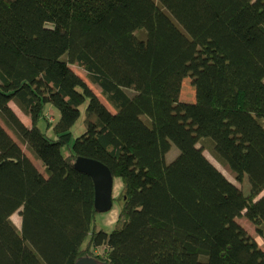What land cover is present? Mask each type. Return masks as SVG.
Returning a JSON list of instances; mask_svg holds the SVG:
<instances>
[{
  "label": "trees",
  "instance_id": "trees-1",
  "mask_svg": "<svg viewBox=\"0 0 264 264\" xmlns=\"http://www.w3.org/2000/svg\"><path fill=\"white\" fill-rule=\"evenodd\" d=\"M153 1L176 30L148 0H0V119L23 143L8 100L45 123L27 148L48 176L0 147V264H75L100 246L98 263L264 264V0ZM205 40L228 60L211 61ZM78 157L121 182L118 224L87 242L97 213Z\"/></svg>",
  "mask_w": 264,
  "mask_h": 264
},
{
  "label": "rangeland",
  "instance_id": "rangeland-1",
  "mask_svg": "<svg viewBox=\"0 0 264 264\" xmlns=\"http://www.w3.org/2000/svg\"><path fill=\"white\" fill-rule=\"evenodd\" d=\"M150 6L153 8V10L155 11V13L169 26V28L176 30V26L170 21V18L167 16V13H164L159 6H157L156 2L153 0H148ZM200 47L203 48V52H205L206 54L211 56V61L215 62V63H222L224 61H227V57L220 53L218 46L215 44V42L211 41V40H205L204 42H202L200 44ZM67 59L66 56L63 57V59ZM68 68H71L72 71L74 72V74L80 78L81 80H83L90 88L91 90L96 94L93 95V97H97L99 102L101 104H103L106 109H108L109 111L113 112V109H111L110 105L106 103V101L95 92L96 88L92 85H90L88 83L87 78V74L85 72V70L81 67H78L74 62L72 63H68ZM195 96H196V92L194 90V88L191 86L190 84V80L185 79L184 84H183V88L181 91V100H185L186 103L191 104L195 101ZM180 100V101H181ZM182 102V101H181ZM9 112V119L13 122L14 127L17 129V132H19V134L25 139V143H23L18 137H16L13 133H11L9 131V129L4 126V124L2 123L1 119H0V131L3 133L1 140H0V147L3 146L6 149H8L10 152L13 153H20V156L25 160V162L23 163V167L26 166H31L32 168H34L36 170V172L38 173V175L43 179V180H47L48 176L44 173V170L42 169L41 165L39 164V162L36 161L34 154H32L27 146H30V141L32 138V131L34 129H36L37 127L39 128V130L44 131L43 127H46L44 122H40V125L36 126L33 123L30 122V119L24 115L17 107L16 104L13 103V101L8 100L6 106ZM15 121V122H14ZM47 121L52 122V118H49ZM83 122L78 121L76 123V125L72 128L71 132H72V140L70 143H73V141L79 137L82 132H83ZM47 137L50 138L52 137V130L50 129L49 131H47ZM27 144V145H26ZM63 152H67V148L64 147L61 149ZM8 155L13 156L11 153H7ZM207 158L217 167L219 168V170H221L224 175L230 179V180H235L234 176L229 173L227 171V169L225 167H223L222 165H220L217 161H215V159L208 153L205 152ZM65 158V156H64ZM64 160V159H63ZM27 162V164H26ZM5 176L2 177V180H4ZM238 186H241L239 183H236ZM121 189V182L119 179H114L113 180V189H112V209L109 212L106 213H97L94 214L93 218H92V223L90 226V231L89 234L85 240V242H87L90 238H93V235L99 233L98 231H102L104 233L109 234L112 229L114 224H118L119 221V214H118V202H117V197L119 196V191ZM241 190L243 192V194L246 196L248 195V182H247V178L244 177L243 178V184L241 187ZM9 220H11V222L19 229V231L22 230V222H23V217H22V208L14 211L12 214H10L9 216ZM239 224H242L246 230H248V232L251 235H254L255 229L254 226L249 223L247 220L241 219L239 221ZM106 238H109V235H105ZM256 243L258 244V246L260 247V249L264 250V240L260 237H256L255 238ZM84 242V243H85ZM93 249V247H92ZM93 256L95 260L99 261V262H103L107 259V251L105 250V247L100 246L98 248H94L92 250ZM147 254H150L149 252H146ZM91 256V257H93ZM161 258V255H160ZM109 264V263H108Z\"/></svg>",
  "mask_w": 264,
  "mask_h": 264
},
{
  "label": "water",
  "instance_id": "water-1",
  "mask_svg": "<svg viewBox=\"0 0 264 264\" xmlns=\"http://www.w3.org/2000/svg\"><path fill=\"white\" fill-rule=\"evenodd\" d=\"M72 168L83 175L88 176L93 184V209L96 213H106L112 209L113 175L101 162L78 157L75 159ZM75 264H108L98 263L94 258L82 257Z\"/></svg>",
  "mask_w": 264,
  "mask_h": 264
}]
</instances>
